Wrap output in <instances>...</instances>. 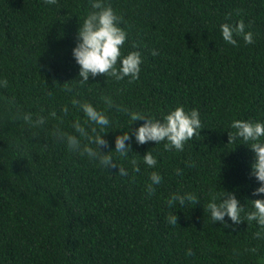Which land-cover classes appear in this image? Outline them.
Here are the masks:
<instances>
[{"label": "trees", "instance_id": "trees-1", "mask_svg": "<svg viewBox=\"0 0 264 264\" xmlns=\"http://www.w3.org/2000/svg\"><path fill=\"white\" fill-rule=\"evenodd\" d=\"M105 3L128 34L123 54L141 53V71L136 80L90 76L82 86L72 48L88 0H0V81H7L0 84V264H264V230L254 220L242 212L235 226L214 223L204 209L223 190L234 192L245 212L257 198L253 151L239 138L229 142L228 131L234 119L264 121V0ZM241 20L253 42L235 33L236 45L224 41L220 25ZM105 95L154 118L180 105L195 108L199 135L181 151L133 136L128 158L112 153L128 169L121 176L53 135L57 127L74 132L72 121L85 116L72 102L87 101L108 115L101 134L110 148L101 149L114 150L116 135L144 121L108 107ZM25 113L44 116V124L30 126ZM150 150L154 167L141 157ZM152 171L162 180L149 195ZM175 192H192L199 203L169 206ZM170 213L176 224L167 221Z\"/></svg>", "mask_w": 264, "mask_h": 264}, {"label": "clouds", "instance_id": "clouds-1", "mask_svg": "<svg viewBox=\"0 0 264 264\" xmlns=\"http://www.w3.org/2000/svg\"><path fill=\"white\" fill-rule=\"evenodd\" d=\"M88 2L90 8L80 22L76 43L72 48V55L79 65L78 79L75 82L83 86L88 84L90 76L95 77L98 74H105L107 79L112 77L116 81L125 77H128L129 80H136L141 71L142 56L139 51H129L126 55L123 54L122 46L128 34L120 26L121 17L110 4L105 3V0H88ZM220 29L222 38L229 44H237L234 33L242 34L246 43L253 42V34L251 31H245L242 20L238 21L235 26L222 23ZM152 54L156 55V50H153ZM118 61L119 66H117ZM6 83V80L0 81V84ZM68 90L71 91V89ZM102 99L108 107L115 106L126 112L132 122L143 120L144 123L131 133L130 130H127L116 135L114 150L103 152L101 146L110 148L104 134H101L110 124L108 115L90 102L73 100L72 103L79 104V108L84 113V121L81 122L80 119L72 121L74 132H66L57 127L54 129L53 135L61 140L70 151L82 156L86 155L100 167L107 169L118 167V173L121 176H127L128 169L116 163L112 153H118L121 157L128 158L132 146L131 143L126 142L131 141L133 136L138 144H145L149 141L159 144L163 141L165 149L181 151L187 141L199 135L201 120L199 111L195 108L185 111L184 107L180 105L163 115L162 118H154L143 112L114 104L111 96L105 95ZM61 111L67 113L69 109L65 105ZM49 115L55 117L56 112L52 111ZM22 118L30 126H40L44 124L46 119L44 116L38 115L33 120L31 113H25ZM230 128L234 131H228L229 142L239 138L253 151L250 175L258 182V185L252 190V195L257 198L249 200L251 201V210L245 212V206L240 203L236 194L223 190L219 199L213 194L204 209L208 211L214 223L221 222L227 225L231 222L233 226L241 222V213L244 212L248 221L254 220L264 230V121L234 119L231 121ZM141 157L143 162L150 167H154L157 163L151 150ZM129 163L134 172L140 170L135 156L129 158ZM194 164V161L189 162V166H194ZM175 171L177 175L182 173L180 168L175 169ZM149 179L150 182L146 184V191L151 195L155 191L154 186L161 182L162 176L159 172L152 171ZM176 202L181 206L186 202L199 203L198 198L192 192L172 193L167 203L172 206ZM225 217L228 219L226 220ZM166 219L169 223L176 224L178 217L175 213H170ZM257 235H260V232H257ZM185 254L191 255V248L186 249Z\"/></svg>", "mask_w": 264, "mask_h": 264}]
</instances>
